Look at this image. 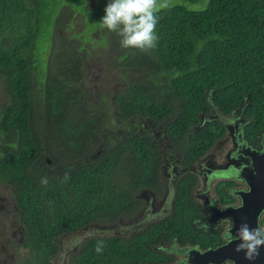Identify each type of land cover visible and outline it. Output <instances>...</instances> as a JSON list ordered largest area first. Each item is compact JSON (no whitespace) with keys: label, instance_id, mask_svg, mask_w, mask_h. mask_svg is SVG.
<instances>
[{"label":"trees","instance_id":"obj_1","mask_svg":"<svg viewBox=\"0 0 264 264\" xmlns=\"http://www.w3.org/2000/svg\"><path fill=\"white\" fill-rule=\"evenodd\" d=\"M62 1L0 0V193L16 206L28 244L43 261L54 233L116 220L129 206L131 187L156 180V142L140 131L142 120L172 115L165 129L186 141L187 153L203 149L204 139L211 142L209 128L193 130L209 101L226 112L244 101L246 112L264 121V0H208L202 9L173 5L159 13L154 50L105 45L111 56L105 63L114 81L123 82L113 95L114 115L100 109L107 107L106 94L92 101L85 90L88 48L59 34L54 41L52 29L43 43L51 24L74 13ZM115 119L140 125L115 137L107 131ZM189 192L188 183L180 184L176 212L146 235L90 237L75 264L154 260L161 253L148 242L156 243L160 233L167 240L176 232L196 239ZM151 235L156 238L147 239Z\"/></svg>","mask_w":264,"mask_h":264},{"label":"flooded vegetation","instance_id":"obj_2","mask_svg":"<svg viewBox=\"0 0 264 264\" xmlns=\"http://www.w3.org/2000/svg\"><path fill=\"white\" fill-rule=\"evenodd\" d=\"M246 106L242 101L237 108L226 112L209 101L208 111L199 113V122L193 130L209 128L211 142L206 145L208 141L204 139L203 149L195 153H187L186 141L172 137L165 129V124L172 115L165 117L163 122L150 118L146 126L142 120L140 131L146 130L156 142V180L149 186L138 182L137 186L131 187L129 206L116 220L104 223L86 222L75 229L54 233L52 251L44 261L40 250L28 244L26 228L16 214V206L8 203L4 192H1L0 264H75L83 243L90 237L116 236L129 239L137 232L146 235L150 227L160 226L176 212L179 187L183 183H188L190 187L188 198L195 212L190 218V224L198 230V237H183L176 232L167 240L164 233H160L156 243H148L161 255L156 254L154 260H140L133 264H239L241 258H238V262V252L234 250L238 240L229 244L223 258L215 255L216 261L205 257L204 253L226 246L221 234L229 219L235 223L233 233L244 222L250 227H256L258 223L264 224V206L252 218L247 212L243 215L241 212H245L244 210L238 211L237 222L232 215L233 206L239 204L244 193L239 189L250 186L247 178L240 175L245 172L243 167L251 170L253 161L257 163L262 175L253 187H264V121L247 113ZM158 123L162 126L156 128ZM135 127L133 124L127 128L126 135ZM107 128L110 129L109 126ZM237 171L243 183L238 182L235 176ZM131 183L134 184V180ZM252 204L260 205L255 201ZM204 222L209 228L201 226ZM151 238L155 239L156 235L147 239ZM74 239L75 243H72Z\"/></svg>","mask_w":264,"mask_h":264},{"label":"rangeland","instance_id":"obj_3","mask_svg":"<svg viewBox=\"0 0 264 264\" xmlns=\"http://www.w3.org/2000/svg\"><path fill=\"white\" fill-rule=\"evenodd\" d=\"M207 1L208 0H200L199 2L192 3L190 1L183 0H168L169 7L182 4L190 9H202L206 5ZM62 3L63 6L67 5L70 7L74 13L71 15V18L69 17L70 14H67L65 19L67 21L59 24V26H53L54 24H51L45 32L46 34L44 36L43 43H46L47 39L50 40V30L52 29L54 31L52 39L54 41H56L57 35L59 34L69 41H73L80 45L84 44V46L88 48L91 56L86 62L87 72L83 80L85 90L88 92L87 95L91 96L92 101L97 100L100 95L106 94L109 102L107 103V107H100V109H105L106 112L114 115L115 106L113 103V95L117 89L123 87V82L120 79H116V81H114L115 74L105 63L106 58L111 59V56L106 52L105 45L113 43L116 45L119 44V40L114 39L113 34L110 36L106 34V37H104V28H102L100 24L102 17L105 15L104 9L108 0H68V3L66 0H63ZM56 15H59V11L55 14V16ZM55 16L53 17L52 22H54ZM68 17L70 19H68ZM105 30L107 31V29ZM109 37L112 42L109 41ZM133 120L115 119L113 123L107 124L110 128L107 129V131H109V133H114L115 137H120L126 134L127 128H130L133 124L136 126L140 125L137 123L140 122L139 120ZM170 120L171 119L168 121ZM148 124V119L143 122L144 126ZM159 124L160 123H158L156 128L162 126V124ZM152 130H154V128ZM0 190H4L1 185ZM141 200L143 201L142 198ZM10 202L11 200L9 199V203ZM75 240L76 239L71 242L75 243Z\"/></svg>","mask_w":264,"mask_h":264},{"label":"clouds","instance_id":"obj_4","mask_svg":"<svg viewBox=\"0 0 264 264\" xmlns=\"http://www.w3.org/2000/svg\"><path fill=\"white\" fill-rule=\"evenodd\" d=\"M167 7H169L168 0H108L100 24L102 28L117 34L122 48L147 53L157 47L159 13ZM235 176L238 182H244L238 171ZM46 182V179L42 180V183ZM239 191L248 192L250 187L241 188ZM243 206L244 201L241 197L239 204L233 208L239 209ZM201 226L205 229L209 228L206 222ZM234 227V221L229 219L221 234L226 245L238 240L239 243L234 250L243 252L247 260H254L259 255V249L264 246V224L258 223L256 227H250L244 222L233 233ZM102 247V242H99L96 252L101 253Z\"/></svg>","mask_w":264,"mask_h":264},{"label":"water","instance_id":"obj_5","mask_svg":"<svg viewBox=\"0 0 264 264\" xmlns=\"http://www.w3.org/2000/svg\"><path fill=\"white\" fill-rule=\"evenodd\" d=\"M254 160V159H253ZM264 164V162H263ZM244 168V171L245 172H242L240 175L241 177L243 178H247V183H249V187H250V191L248 192H244L242 194V198H243V201H244V206L242 208H239V209H234L232 211V215H233V218H235V221L237 222L239 219V216H238V211L241 212V210H244L245 212H241L243 215H246V212H247V215L249 217L252 218V216L254 214L257 213L258 209H260L261 207L264 206V187L262 186H259L255 189V187H253V185H255L254 183H256L259 179V177L262 175L261 171L259 170V166L257 163H254L253 161V167L251 168V170L248 168ZM242 171V170H241ZM263 174H264V167H263ZM262 180H264L262 178ZM259 202L260 205L258 206H252V202ZM256 207V209L254 210L253 208ZM252 221V220H251ZM229 244L228 245H223V246H220L217 250H209L207 252L204 253L205 257H208L210 260L212 261H216L214 259V256L215 255H221L222 258L224 257V253L225 251L227 250ZM241 258V262L238 261V258ZM237 261L239 262V264H264V246H262L260 249H259V255L255 257L254 260H247L245 258V255L243 252H238L237 254ZM236 264V262H235Z\"/></svg>","mask_w":264,"mask_h":264}]
</instances>
